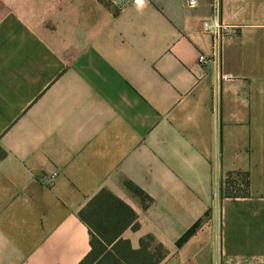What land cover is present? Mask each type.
I'll return each mask as SVG.
<instances>
[{
	"label": "crops",
	"instance_id": "1",
	"mask_svg": "<svg viewBox=\"0 0 264 264\" xmlns=\"http://www.w3.org/2000/svg\"><path fill=\"white\" fill-rule=\"evenodd\" d=\"M212 16L210 0H0V264H79L102 190L160 264H264V0H221L218 66L198 60ZM230 172L249 195L222 194Z\"/></svg>",
	"mask_w": 264,
	"mask_h": 264
},
{
	"label": "trees",
	"instance_id": "2",
	"mask_svg": "<svg viewBox=\"0 0 264 264\" xmlns=\"http://www.w3.org/2000/svg\"><path fill=\"white\" fill-rule=\"evenodd\" d=\"M5 151L0 149V158ZM128 188L143 200L149 199L140 188L128 183ZM228 197L249 195V173L230 172L222 188ZM80 218L90 230L91 249L79 264H160L168 255L162 243L152 235L140 239V246L133 248L123 232L139 228L138 214L122 199L109 190H102L80 210ZM203 218L196 221L176 242L181 246L201 226Z\"/></svg>",
	"mask_w": 264,
	"mask_h": 264
},
{
	"label": "built area",
	"instance_id": "3",
	"mask_svg": "<svg viewBox=\"0 0 264 264\" xmlns=\"http://www.w3.org/2000/svg\"><path fill=\"white\" fill-rule=\"evenodd\" d=\"M210 1L213 8V16L211 20L205 21L203 25H204V29L206 31L211 32L212 35L214 36L213 50L212 53L209 55L200 54L198 56V60L204 65L211 64L212 66H218L221 60V48H222L221 40L223 41V37L229 33V28L225 24H222L218 21V14L220 11L221 0H210ZM113 2L117 6L122 7L128 3L143 5L147 2V0H113ZM198 2L199 0H186L188 7H195L198 4ZM221 78L223 80L229 81L234 79L235 76L230 73H224L221 75ZM57 174L58 172L52 173L51 182L57 176Z\"/></svg>",
	"mask_w": 264,
	"mask_h": 264
}]
</instances>
